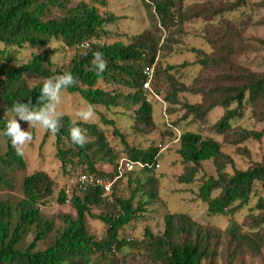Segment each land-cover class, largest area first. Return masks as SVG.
Listing matches in <instances>:
<instances>
[{"label":"trees","instance_id":"16d2710c","mask_svg":"<svg viewBox=\"0 0 264 264\" xmlns=\"http://www.w3.org/2000/svg\"><path fill=\"white\" fill-rule=\"evenodd\" d=\"M140 1L158 29L133 34L127 42L104 43L100 37L108 33L105 26L114 23L115 18L100 13L87 2L72 6L69 0H0V43L3 45L0 48V264H98L93 256L110 259L107 264H117L115 252L127 254L135 247L141 252L144 264H217L218 260L222 264H242L247 254L264 258V155L247 168L236 169L232 157L221 149V143L238 144L250 138L261 141L264 137V58L254 55L264 49V38L245 36L226 16L241 11L253 18L257 15L256 9L264 6V0H193L191 5L186 0ZM178 16L186 20L201 17L215 24L214 30L205 37L210 50L191 49L196 55L199 74L190 84L171 72L180 71L185 63L161 64V60L174 53L172 47L178 42L179 30L170 32ZM260 23L258 20L255 25ZM160 30L165 32L164 36ZM53 40L73 50L67 65H55L49 52L44 50L31 53L23 61L15 55L18 48H44ZM84 41L89 42L90 48L87 55L81 56V50L74 47ZM97 51L107 61L106 69L99 74L91 63ZM152 65L153 77L162 75L168 85L163 99L169 105L181 104L185 110L183 119L190 116L191 122H203L213 109L223 111L210 125L211 132L222 137L221 142L186 129L178 136L177 154L182 164L178 181L184 184L195 182L202 162H212L215 175L200 178L197 197L206 204L210 215L230 216L226 230L201 225L185 213H165L161 233L155 234L145 227L138 242L128 243L119 237V230L144 206L142 203L134 206L137 195L146 196L145 204L155 196L156 169L147 167L126 173L138 172L141 178H135L127 198L114 194L111 204L105 203L98 187L81 192L72 189L69 203L74 207L75 217L64 216L61 227L56 228L41 209L50 200L53 180L44 171L28 173L24 156L17 154L4 135L5 125L13 115L12 105L17 101L37 105L43 80L70 71L76 83L65 91L78 93L94 109L100 106L105 110L129 111L137 130L138 126L152 128L153 105L145 99L142 89L145 81L142 71ZM34 78L37 81L30 83ZM181 92L195 93L199 101L181 103L178 98ZM244 108L249 109L254 119L250 130L232 126L231 121ZM99 117L100 121L114 125L102 113ZM180 119L173 125H178ZM74 122L90 141L83 147L69 140V129ZM113 134H119L116 127ZM53 135L55 157L64 173L73 171L70 176H75L87 170L103 179L115 176V169L113 172L98 170L99 162L114 164L117 157L96 123L72 120L63 114L59 130ZM125 147L126 157L133 161L158 162L156 147L138 148L127 143ZM77 169L81 171L76 173ZM56 202L65 203L64 189ZM101 205L107 210L94 214L92 209ZM243 207L248 212L240 226L233 217ZM88 216L105 225L101 239L89 232ZM52 232L53 243L43 247Z\"/></svg>","mask_w":264,"mask_h":264},{"label":"rangeland","instance_id":"374dc122","mask_svg":"<svg viewBox=\"0 0 264 264\" xmlns=\"http://www.w3.org/2000/svg\"><path fill=\"white\" fill-rule=\"evenodd\" d=\"M80 1L87 2L89 5L96 7L100 13L112 15L115 18L114 23L105 26L108 30L107 34L101 35L100 41L104 43H112L117 40L127 42L129 36L140 33L146 29L157 30V24L148 18L145 7L140 0H69V4L74 6ZM195 1V0H194ZM201 1V0H200ZM193 0H186L185 3L191 5ZM257 15L248 18V14H243L241 11L227 13L226 16L231 19L233 25L242 31L245 36H258L264 38V6H259L256 9ZM258 19H255V18ZM255 20H260L259 25H255ZM215 28L212 20L206 21L203 18L193 20H186L183 16L176 17V21L170 27V32L179 30L176 35L178 39L177 44L173 45L174 53L166 56L161 60V64L179 66L185 63V66L180 68V71H173V75L178 77L186 84H190L193 79L199 74L198 64L195 63L196 55L191 50L192 48H201L209 51V46L206 43L205 37L210 34ZM165 35V32L160 30ZM0 48H3L0 43ZM41 50L49 52L51 60L57 66H65L73 55L72 49H66L63 44L57 40H53L44 48H18L15 55L19 60H25L31 53H37ZM255 52L251 53L250 57ZM264 58V49L256 51ZM243 58V57H242ZM259 58H257V61ZM256 62V61H255ZM257 63V62H256ZM255 63V64H256ZM36 78L31 79L30 83H35ZM157 83L154 91H159L163 99L165 91L168 89L164 77H153L151 87ZM99 86H104L99 83ZM181 103H195L199 101V95L190 92H181L178 95ZM163 101H165L163 99ZM166 102V101H165ZM87 105L86 101L78 93H68L63 91L61 94V103L58 110L69 116L72 120H80L77 112L78 110ZM154 110V127L138 126L132 121L129 116V111H121L119 109H103L96 107L94 116L89 123H96L99 130L103 131L107 141L116 154L114 164L99 162L98 170L104 172H113L117 166V162L126 157L125 143L130 146L138 148L156 147L158 149V164L156 169V191L155 196L149 204H145L146 196L139 193L134 201V206L138 203L144 204L141 211L125 226L119 230V237H123L128 243L135 241L138 242L142 239L145 227L149 228L151 232L157 234L163 230V216L165 213H185L191 219L201 225L211 226L221 231H225L229 221V215L216 214L210 215L206 210V204L197 197V185L201 177L208 175H215L214 166L211 161H204L201 164L200 170L196 174L194 183L184 184L178 181V176L182 172V164L177 154L178 136L183 130H194L202 133L203 135H210L216 140H222V137L211 132L210 125L220 118L223 111L220 108H215L210 111L206 118L199 122H191V117L183 119L185 110L181 104L169 105L166 102L165 115L161 103L152 102ZM99 113H102L104 118L114 121V125L100 121ZM182 118V119H180ZM178 119V125H173ZM234 128L243 130H250L254 127V119L252 118L249 109H242V114L231 121ZM20 127L23 130L28 129L26 121L20 122ZM113 127H116L119 134H113ZM33 137L32 142L23 148V156L27 163V172L33 173L35 171H44L53 180V192L47 205L42 206V214L54 221L55 227H61L63 217L69 215L75 217L74 207L71 203L58 204L56 198L60 191L65 188L66 182L73 171L64 173L61 170L59 161L55 157L54 135L52 132L43 130L39 127L30 128ZM46 137H44V134ZM221 149L229 154L233 159V167L236 169H245L251 162L258 161L264 155V137L261 141L256 139H247L238 144L221 143ZM243 149L244 151H238ZM229 171L231 167L227 168ZM76 173L81 169L75 170ZM21 177V173L18 174ZM135 178H141L138 172L132 174H124L121 178L116 180L112 185L111 196L113 195L127 198L134 188ZM112 179V178H111ZM109 179V180H111ZM106 204H111L104 200ZM109 209V208H108ZM107 207L101 205L94 207L92 212L100 214L105 212ZM248 208L243 207L239 212H236L234 219L242 226V221ZM87 226L89 232L96 238L101 239L105 233V225L98 219L87 217ZM55 234L50 233L43 247L53 243ZM117 264H144L141 252L135 248L130 249L127 254L122 252H115ZM93 260L98 261V264H107L110 259H105L99 256H93ZM217 264H222L220 260ZM242 264H264V258L250 256L247 254L244 257Z\"/></svg>","mask_w":264,"mask_h":264},{"label":"clouds","instance_id":"9594fccd","mask_svg":"<svg viewBox=\"0 0 264 264\" xmlns=\"http://www.w3.org/2000/svg\"><path fill=\"white\" fill-rule=\"evenodd\" d=\"M79 47L81 49L80 55H87L90 45L87 42H82ZM91 63L98 74L103 73L107 67V61L100 51L95 52ZM75 83L76 80L71 72L65 71L62 74L43 80L39 90L40 95L37 105L30 106L28 103L19 101L12 105L13 115L5 125L4 135L10 139L18 155L22 156L24 146L32 142L33 137L30 128L39 127L52 133L59 130L63 115L58 110L61 103V94ZM94 112L93 106L88 104L82 106L78 110L77 115L81 121L87 122L93 118ZM18 121H26L28 129L23 130ZM75 125L76 122L69 129V140L71 144L83 147L90 141L86 132Z\"/></svg>","mask_w":264,"mask_h":264},{"label":"built area","instance_id":"2783aa9c","mask_svg":"<svg viewBox=\"0 0 264 264\" xmlns=\"http://www.w3.org/2000/svg\"><path fill=\"white\" fill-rule=\"evenodd\" d=\"M89 44L88 41H84ZM81 44V43H80ZM76 44L74 47L75 50H81L79 45ZM154 66H150L148 68L143 69L142 73L145 76V81L142 83V89L144 91L145 99L152 103V102H159L164 107V101L161 98L160 92L154 91L151 87V82L153 80V74H154ZM154 168L157 169L159 167L158 162H154L151 164L148 163H142L140 161H133L129 159L128 157H122L118 162L117 166L115 168L116 173L115 176L109 180V179H103L99 176H97L95 173L89 172L87 170H84L80 173H78L75 176H70L66 182V186L64 188V194H65V203H69L72 196V189L77 190L78 192L81 191H87L91 187H98L101 190V197L107 200L108 202L112 201V185L113 183L121 178L124 174L134 171L135 169H143V168Z\"/></svg>","mask_w":264,"mask_h":264}]
</instances>
